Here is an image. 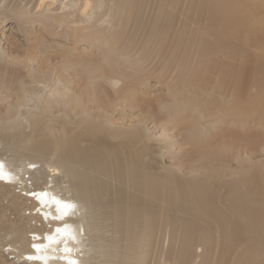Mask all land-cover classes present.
<instances>
[{
	"label": "bare ground",
	"instance_id": "bare-ground-1",
	"mask_svg": "<svg viewBox=\"0 0 264 264\" xmlns=\"http://www.w3.org/2000/svg\"><path fill=\"white\" fill-rule=\"evenodd\" d=\"M22 1L57 26L92 20L74 32L87 31L103 54L15 81L0 113V160L17 177L0 181V264H43L27 259L40 254L47 264H147L157 228L163 247L181 233L182 249L173 258L160 250L155 264H264V0ZM24 8L14 11L29 15ZM149 16L152 37L130 42L132 21L143 27ZM151 79L164 93L148 99ZM8 84L0 70V87ZM116 101L143 111L142 127H111ZM149 121L188 147L183 173L163 164L174 136L153 140ZM41 191L75 208L45 219L54 207L30 195ZM28 203L40 224L28 222ZM64 222L76 237L70 253L43 239ZM33 243L47 247L37 253Z\"/></svg>",
	"mask_w": 264,
	"mask_h": 264
},
{
	"label": "rangeland",
	"instance_id": "rangeland-1",
	"mask_svg": "<svg viewBox=\"0 0 264 264\" xmlns=\"http://www.w3.org/2000/svg\"><path fill=\"white\" fill-rule=\"evenodd\" d=\"M26 3L27 1L22 0H3L0 4V56L2 57L0 59V70H2L3 77L7 80V82H9V88H5L4 86L0 87V113L4 112L13 101V98H10V96L12 95L17 77L27 75L29 71L33 72L35 77H40L42 72H46L48 70H53L55 74L60 75L62 72V64L71 63L74 60L79 59L81 56L86 58H100L103 54L102 45L93 41L90 36L86 35L85 33L87 31L79 33L74 32V28H87L91 26L92 20L78 24L77 18H75V24L69 23V25L65 24L64 26H57L49 18L36 15L34 10H31L33 4L27 5ZM155 3L159 5L158 2ZM151 4L152 5L149 6L153 8L155 4ZM18 6L21 8L25 7V12H29L30 14L24 16L22 13H16L14 9ZM58 7L59 6H55L53 9L56 10ZM166 12L169 13L170 11L167 10ZM169 14H167L168 17L166 16L164 24L169 25L172 22L173 19ZM150 16V19H148L149 21H147L148 23H144L143 27H141L142 25L140 24L142 22L141 17H136L137 21L135 19L132 21L129 26L130 33L128 35V40L130 42L134 37L136 40L140 39L142 36L147 38L146 40L152 37L154 32L153 30H155V20L153 21ZM122 20L123 19H120V21L117 22V25H120ZM179 25H183V23H180ZM164 29L165 28L163 27V30ZM181 29L182 27H179L178 31ZM178 31L177 34L179 33ZM73 70L74 72L81 71L78 66L73 68ZM150 83L151 84H149L147 89L148 93H146V97L148 99H152L154 97L156 98L164 93L162 89H159V86H156V80L151 79ZM75 85L76 84L74 83L73 87L75 88V91L77 93H81V89L77 90ZM151 85H155L156 87L152 88ZM34 101L37 102V99ZM34 104V102L31 103V106ZM115 104L116 107L113 109L112 113L110 112L109 117V124L111 127H142L144 122L139 121L144 117L143 111L140 109H133L123 101H116ZM50 108L56 113L62 110V107L60 108L53 103L50 104ZM0 121L1 123L4 122L1 118ZM225 125L220 126L218 130L213 132L219 134L222 131H226L229 124ZM147 127L150 132L153 133V140L158 139L162 141L170 138L169 136H174L173 140L175 144L173 145V151L171 153L168 152L166 156H164L163 164L165 167H173L183 173L185 168L188 166V155L186 153L188 147L180 146V144L177 143V140H180L181 138H175L176 134L173 131H165L164 124L149 121V123H147ZM259 130L263 131L260 128ZM28 131L29 130H26V132ZM0 151H5L2 146H0ZM6 155L10 156L9 154ZM9 159L12 158L9 157ZM258 160H263V157L259 155V158H255V161ZM5 204H7V202ZM27 207L28 210L26 213L29 219L28 222L31 221V223L37 222V224H40L39 222L41 221L37 220L35 222L34 217L31 215V212L36 210L35 204L28 203ZM7 214H9V212ZM37 215L40 216V214ZM157 222L160 223V221ZM113 223V221L109 222L110 225H113ZM24 229L27 232L31 231L29 226ZM120 234H115V238H125L124 233ZM161 236L163 237V233H160V230L157 228L153 236L154 246L152 248L151 258L147 264L156 263L160 250H163L165 253L169 252V255H171L172 258L181 251V233L176 232L171 234L170 245L166 244L165 247H163L162 238H160ZM124 244L125 240L121 242V246L123 247ZM195 253L196 252L193 251V254Z\"/></svg>",
	"mask_w": 264,
	"mask_h": 264
},
{
	"label": "snow or ice",
	"instance_id": "snow-or-ice-1",
	"mask_svg": "<svg viewBox=\"0 0 264 264\" xmlns=\"http://www.w3.org/2000/svg\"><path fill=\"white\" fill-rule=\"evenodd\" d=\"M44 7H45V0H40V9H43ZM88 7H90V5L85 7V12H87ZM29 167L35 168L36 165L33 163L30 164ZM16 180L17 177L13 174L12 171H10L6 167L5 162L3 160H0V181L12 183ZM30 195L36 198L42 207H48L49 204H51L54 207V214L51 211L44 213L45 219H47L51 215L53 220L63 221L64 217L69 216L70 213H72V210L75 208V205L72 202L66 199H61L56 195H50L47 191H41L38 193L31 192ZM37 211H40V209H37ZM68 229H69V224L67 222H64L62 223V225L57 226L54 232L43 237V239L47 241V244L58 245V246L62 245L63 252L70 253L72 249L68 246V242L69 240H75L76 237L72 235L68 231ZM36 239H39V237L33 235V240ZM45 247H47V245L43 243L32 244V248L35 249L37 253H40L41 249ZM55 250L57 249L54 248L53 251ZM27 259L40 260L43 262V264H47V257L43 254L29 255ZM63 259L67 260V264H79L77 260L68 259L67 256L63 257Z\"/></svg>",
	"mask_w": 264,
	"mask_h": 264
},
{
	"label": "water",
	"instance_id": "water-1",
	"mask_svg": "<svg viewBox=\"0 0 264 264\" xmlns=\"http://www.w3.org/2000/svg\"><path fill=\"white\" fill-rule=\"evenodd\" d=\"M79 182H80V183H79ZM79 182H78L79 184L83 185V179H82V181L80 180Z\"/></svg>",
	"mask_w": 264,
	"mask_h": 264
}]
</instances>
